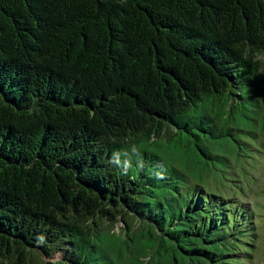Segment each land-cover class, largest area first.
Segmentation results:
<instances>
[{
	"label": "trees",
	"instance_id": "trees-1",
	"mask_svg": "<svg viewBox=\"0 0 264 264\" xmlns=\"http://www.w3.org/2000/svg\"><path fill=\"white\" fill-rule=\"evenodd\" d=\"M260 56L264 0H0V264H249Z\"/></svg>",
	"mask_w": 264,
	"mask_h": 264
},
{
	"label": "rangeland",
	"instance_id": "rangeland-1",
	"mask_svg": "<svg viewBox=\"0 0 264 264\" xmlns=\"http://www.w3.org/2000/svg\"><path fill=\"white\" fill-rule=\"evenodd\" d=\"M264 62V56L258 57ZM254 137H248L249 147L236 148V156L229 163L216 171V175L209 177L207 184L210 190L228 196L239 197L248 201L254 209L258 210L255 223H258L257 232L260 234L256 240L257 248L249 264H264V133L256 131ZM126 230L130 233L124 221L109 227L111 232ZM138 230V228H137ZM125 238L127 237L124 236ZM60 256H58L59 260ZM13 262V261H11ZM10 262V263H11ZM32 264H37L34 261ZM248 264V263H247Z\"/></svg>",
	"mask_w": 264,
	"mask_h": 264
},
{
	"label": "clouds",
	"instance_id": "clouds-1",
	"mask_svg": "<svg viewBox=\"0 0 264 264\" xmlns=\"http://www.w3.org/2000/svg\"><path fill=\"white\" fill-rule=\"evenodd\" d=\"M235 197H236V196H235ZM239 201H242V202H244V199H240V198H239Z\"/></svg>",
	"mask_w": 264,
	"mask_h": 264
}]
</instances>
